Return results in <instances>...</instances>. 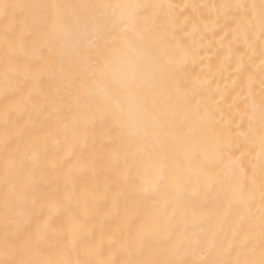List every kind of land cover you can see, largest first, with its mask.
I'll use <instances>...</instances> for the list:
<instances>
[{
	"label": "snow or ice",
	"instance_id": "obj_1",
	"mask_svg": "<svg viewBox=\"0 0 264 264\" xmlns=\"http://www.w3.org/2000/svg\"><path fill=\"white\" fill-rule=\"evenodd\" d=\"M178 8L0 0V264H264V0L210 6L225 37L242 40L250 61L259 56L258 85L250 74L230 102L219 89L206 95L210 82L189 83L178 37L199 25ZM32 111L44 127L30 132L14 115L30 123ZM74 113L89 117L83 128H71ZM70 130L72 150L50 162L41 140L63 145ZM105 169L115 179L100 181ZM80 175L91 179L87 202ZM101 210L127 233L100 226L97 236ZM149 219L151 233L134 237Z\"/></svg>",
	"mask_w": 264,
	"mask_h": 264
},
{
	"label": "bare ground",
	"instance_id": "obj_2",
	"mask_svg": "<svg viewBox=\"0 0 264 264\" xmlns=\"http://www.w3.org/2000/svg\"><path fill=\"white\" fill-rule=\"evenodd\" d=\"M9 3H28L29 0H7ZM76 2V0H73ZM112 3H161V4H174L180 5L176 11L180 12L181 10L184 12L186 16H190L193 18L194 22L199 25V30L193 32L191 27H189L185 32H181L179 34V39L183 40L184 43L181 49L178 51V55L184 60V67L186 69L185 75L188 78V81L192 85L199 86L202 83L210 82V86L207 87L206 95L215 94L217 89L224 95L225 99L230 102V96L233 93V90L239 91L241 88H246L248 84V77L250 74L256 77V82L258 85L260 78L259 71V56H257L253 60H249L247 53V48L243 41H235L231 37V35L225 37V32L229 31L228 29L221 30V27L212 23L215 20V15L211 13L210 6L213 4H219L222 2H226V0H109ZM197 5L198 11H193L191 7L183 8L184 5ZM205 5L209 7H204ZM3 21L0 18V32L3 29ZM207 25V27H205ZM231 44L232 53L229 55V45ZM2 84V81H0ZM258 92V87H257ZM217 99H220V96L217 95ZM19 98H17L18 100ZM257 102H259L257 97ZM8 103L0 88V112L3 111L5 104ZM221 107L223 108L225 114L227 113V103H222ZM88 116L85 114L74 113L70 116V124L71 128L74 130L77 125L83 128L84 124L88 120ZM14 119H19L23 123L28 124L29 131H35L36 129H40L44 127V116L39 115L37 112L32 111L31 113V122L29 123V114L27 112L16 113L14 115ZM97 134L99 135V129H97ZM28 133H25L24 139H27ZM53 137L49 136L47 138V143L45 144L44 140H41L42 147H46L48 153L49 161L55 160V154L60 152L61 150L70 152L72 150V146L78 140V137L72 134L70 130L68 140L63 145H55L52 143ZM141 150H143V146H141ZM109 158H112L113 153L111 149H108ZM122 162V157H121ZM113 163L115 161L113 160ZM50 175V179L56 183L59 182V186L61 190L63 189V179L59 176L58 172H53L51 167L48 169ZM111 177L115 179V176L111 173L109 169H105L100 174V181H103L105 178ZM91 179L86 175H80L79 181L77 183V188L79 190V196L83 202H87L92 197L91 191ZM258 201V197H257ZM103 210H101V214L93 217L94 224L97 227V236H99V228L100 226L106 232H118L120 228H123L125 233H127V226L123 223V221L115 218L114 216L105 217L102 214ZM253 213L257 217L259 213L256 209H253ZM245 215L247 213L245 212ZM63 222L65 224V228L70 232L71 230V221L69 217H64ZM35 229L36 224L33 223L31 226ZM153 229V224L151 219L145 222L143 225L137 224L134 230V237L136 233L144 232L151 233ZM55 243V241H53ZM19 259L31 260V259H58L64 260L69 257L66 255H53L49 257L47 254L44 256H40L37 253H33L30 251H22ZM71 259L75 260L77 257L73 254ZM80 259H87L90 257H85L83 253L80 254Z\"/></svg>",
	"mask_w": 264,
	"mask_h": 264
}]
</instances>
